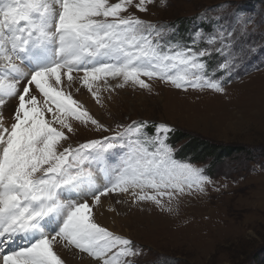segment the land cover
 Returning a JSON list of instances; mask_svg holds the SVG:
<instances>
[{
	"label": "snow or ice",
	"instance_id": "snow-or-ice-1",
	"mask_svg": "<svg viewBox=\"0 0 264 264\" xmlns=\"http://www.w3.org/2000/svg\"><path fill=\"white\" fill-rule=\"evenodd\" d=\"M154 2L139 0L135 7L145 12ZM132 4L0 0V108L13 101L14 113L10 127L0 118V264H66L55 250L60 244L98 264H133L127 258L141 250L93 218L101 197L128 194L133 203L148 201L171 211L164 198L170 203L193 190L203 193L211 183L201 168L174 158L170 126L154 125L153 134L145 131L147 122L110 129L61 85L66 77L70 87L72 74L82 72L81 85L101 107V89L112 93L131 84L150 90L142 77L185 91L223 93L213 77L249 58L245 29L252 17L237 7L214 25L202 13L201 24L184 41L174 25L122 16ZM257 23L264 27V15ZM213 52L223 60L209 69L203 58ZM109 78L117 83L109 84ZM72 120L111 134L65 145V129L75 132Z\"/></svg>",
	"mask_w": 264,
	"mask_h": 264
},
{
	"label": "rangeland",
	"instance_id": "rangeland-1",
	"mask_svg": "<svg viewBox=\"0 0 264 264\" xmlns=\"http://www.w3.org/2000/svg\"><path fill=\"white\" fill-rule=\"evenodd\" d=\"M138 3L133 0L121 15L131 14L158 26L181 25V19L183 27L189 22L200 25L199 17L205 12L218 25L235 8L243 7L252 17L245 29L252 51L246 61H234L230 70L217 75L227 74L220 80L223 93L207 88L185 91L142 77L150 90L131 84L112 93L101 89V107L81 85L82 72L72 74L70 87L63 78L61 88L110 129L133 121L147 122L153 131L154 125L170 126L174 131L167 142L173 146L174 158L201 168L211 181L203 193L193 190L170 203L164 198L171 211L148 201L133 203L128 194L102 196L101 202L110 206L114 217L99 223L108 231L112 226L114 235L131 240L141 250L127 258L133 264H164L165 260L168 264H264V27L257 23L264 15V0H166V6L155 0L145 12L136 9ZM233 36L238 40L239 31ZM212 56L216 62L223 60L215 52ZM108 83L114 86L117 80L109 78ZM11 103L8 111L0 113L6 127L14 115ZM46 117L50 119L51 113ZM70 122L75 132L65 129L69 136L61 142L65 145L111 134ZM183 135L186 138L176 142ZM217 151L221 156L210 155ZM55 250L61 256L60 248Z\"/></svg>",
	"mask_w": 264,
	"mask_h": 264
},
{
	"label": "bare ground",
	"instance_id": "bare-ground-1",
	"mask_svg": "<svg viewBox=\"0 0 264 264\" xmlns=\"http://www.w3.org/2000/svg\"><path fill=\"white\" fill-rule=\"evenodd\" d=\"M10 104H12L11 101H8L2 108H0V113H2L3 111H8L11 108L9 107ZM9 121L10 124L11 122H13L11 117L9 118ZM109 207L104 206V204L100 202V204L96 205L93 209V218L102 227H105L102 223L108 222L109 220L108 218L114 217ZM95 216L98 217V219H95ZM111 227L112 226L109 227L110 232H111ZM56 248H60L61 256L63 259H65L66 264H98V262L95 261L94 259L86 258L84 253H80L75 248L74 249L65 248L63 244L58 245Z\"/></svg>",
	"mask_w": 264,
	"mask_h": 264
},
{
	"label": "trees",
	"instance_id": "trees-1",
	"mask_svg": "<svg viewBox=\"0 0 264 264\" xmlns=\"http://www.w3.org/2000/svg\"><path fill=\"white\" fill-rule=\"evenodd\" d=\"M178 22L179 23H181V25H182V20L180 19V20H178ZM187 25V24H186ZM185 24H184V26H186ZM175 134V133H174ZM174 134H173V136H174ZM181 135V134H180ZM177 138V137H176ZM184 138H186V136L185 135H183V136H179L177 139H175L176 140V142L177 141H180V140H182V139H184ZM188 139H190V138H188ZM216 152V151H215ZM218 153H213V154H210L211 156H214L215 154H216V156L217 155H219V156H221V153H219L220 151H217ZM225 153V152H224Z\"/></svg>",
	"mask_w": 264,
	"mask_h": 264
}]
</instances>
